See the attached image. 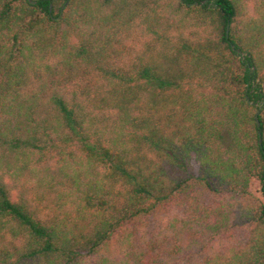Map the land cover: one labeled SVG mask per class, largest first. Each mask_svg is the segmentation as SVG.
Returning a JSON list of instances; mask_svg holds the SVG:
<instances>
[{"label": "trees", "instance_id": "16d2710c", "mask_svg": "<svg viewBox=\"0 0 264 264\" xmlns=\"http://www.w3.org/2000/svg\"><path fill=\"white\" fill-rule=\"evenodd\" d=\"M31 1L0 0V264H159L129 225L178 201L247 229L181 264H264V0Z\"/></svg>", "mask_w": 264, "mask_h": 264}, {"label": "rangeland", "instance_id": "374dc122", "mask_svg": "<svg viewBox=\"0 0 264 264\" xmlns=\"http://www.w3.org/2000/svg\"><path fill=\"white\" fill-rule=\"evenodd\" d=\"M202 196L204 202L210 201L205 194ZM186 215L185 204L182 201L167 204L156 214L147 217L143 225H129L133 232L132 242L145 248L151 246L152 252L159 255V264H181L189 259L203 257L210 250L219 249V244L223 240L231 244L242 242L247 234L245 225L232 226L230 234L228 230L208 232L203 226L182 230L180 219Z\"/></svg>", "mask_w": 264, "mask_h": 264}, {"label": "water", "instance_id": "95a60500", "mask_svg": "<svg viewBox=\"0 0 264 264\" xmlns=\"http://www.w3.org/2000/svg\"><path fill=\"white\" fill-rule=\"evenodd\" d=\"M28 2L29 3H32V1L31 0H28ZM256 113V112H255ZM255 124L257 125L258 124V122H257V120L255 119ZM258 144H260V139L258 138Z\"/></svg>", "mask_w": 264, "mask_h": 264}]
</instances>
